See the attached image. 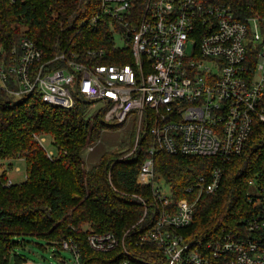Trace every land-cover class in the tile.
<instances>
[{
  "label": "built area",
  "instance_id": "built-area-1",
  "mask_svg": "<svg viewBox=\"0 0 264 264\" xmlns=\"http://www.w3.org/2000/svg\"><path fill=\"white\" fill-rule=\"evenodd\" d=\"M101 9L131 46L133 63H94L105 51L89 52L96 58L87 63L66 53L45 60L27 37L9 49L0 44V94L14 100L35 94L63 108L79 100L101 105L105 122L114 126L134 118L136 142L127 159L143 135L154 138L138 176L152 188L153 224L145 226L149 205L140 198L146 208L135 226L144 225L143 232L88 233L89 247L116 253L109 264H264V171L249 182L258 190L257 196L247 193L251 215L211 239L194 238L189 230L201 198L219 191L222 167L200 175L177 201L155 172L160 152L225 162L241 155L252 135L264 138V18L239 19L228 0H101ZM34 137L53 158L45 137ZM62 249L73 253L75 264H106L84 263L72 239Z\"/></svg>",
  "mask_w": 264,
  "mask_h": 264
},
{
  "label": "trees",
  "instance_id": "trees-1",
  "mask_svg": "<svg viewBox=\"0 0 264 264\" xmlns=\"http://www.w3.org/2000/svg\"><path fill=\"white\" fill-rule=\"evenodd\" d=\"M228 1L239 19L264 18V0ZM101 13V0H0V44L9 49L27 37L43 51L45 60L66 53L87 63L96 58L89 52L105 51L104 58L93 62L133 63L131 46L116 45L119 26ZM86 104L79 100L74 108H63L49 105L35 94L21 100L0 94V161L13 168L12 162L21 160L27 169L21 183L8 184L7 170L0 176V264H10L12 257L15 264L25 262L15 251L30 242L26 237L45 241L55 255H61L64 240L72 239L79 245L84 263H113L116 253L94 252L87 234L122 237L129 230L143 232L144 225L135 226L146 208L140 198L149 205L145 226L153 224L156 206L151 205L155 203L151 185L138 183L139 172L155 145L153 136L143 135L131 159H121L134 148L136 128L129 143L122 146L125 151L106 152L96 165L87 167L85 152L105 130L121 126L105 122L104 110L90 118L83 108ZM35 135L52 138L53 158ZM155 161L156 174L172 188L176 201L187 197V187L200 175L222 167L219 191L201 198L189 230L194 238L211 239L223 229L240 225L254 210L247 193L250 180L264 171V138L252 135L244 152L225 162L165 152L156 154Z\"/></svg>",
  "mask_w": 264,
  "mask_h": 264
},
{
  "label": "rangeland",
  "instance_id": "rangeland-1",
  "mask_svg": "<svg viewBox=\"0 0 264 264\" xmlns=\"http://www.w3.org/2000/svg\"><path fill=\"white\" fill-rule=\"evenodd\" d=\"M116 43L123 47L125 46L124 40L120 35L115 37ZM192 48L190 47L188 53H191ZM85 112L90 118H93L97 112L101 109V105L92 107L90 105H83ZM136 129V121L134 118H130L123 126L117 129H108L103 132L99 141L92 144L93 149L88 150L84 154V161L87 167L96 165L103 154L106 152H123L122 146L129 143L131 134ZM47 147L50 150H54L51 137H45ZM136 142V141H135ZM126 156V155H125ZM125 156L121 159H124ZM127 159V158H126ZM13 168L10 167L8 162L0 161L2 172L7 170L9 179L12 183H21L26 180L27 169L24 161L15 160L12 162ZM160 183V180H157ZM161 185H164L161 182ZM168 192V188L165 190ZM250 192L252 195L257 196L258 190L255 185H251ZM26 240L30 241L26 245L20 246L16 249L15 253L24 257L25 262L22 264H75V257L71 251L62 250L61 255H55L54 249L47 245L45 241L38 240L36 238L26 237ZM21 242L22 239H19ZM33 241V242H32ZM40 245V246H38ZM45 246L43 249L41 246ZM10 264H15L14 259L10 261Z\"/></svg>",
  "mask_w": 264,
  "mask_h": 264
}]
</instances>
